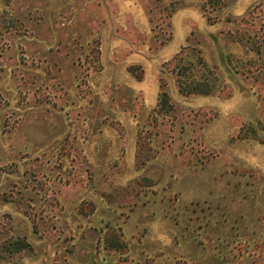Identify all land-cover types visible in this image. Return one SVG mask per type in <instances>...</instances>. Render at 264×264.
<instances>
[{"label":"rangeland","instance_id":"374dc122","mask_svg":"<svg viewBox=\"0 0 264 264\" xmlns=\"http://www.w3.org/2000/svg\"><path fill=\"white\" fill-rule=\"evenodd\" d=\"M261 68L264 0H0V264H264Z\"/></svg>","mask_w":264,"mask_h":264},{"label":"trees","instance_id":"16d2710c","mask_svg":"<svg viewBox=\"0 0 264 264\" xmlns=\"http://www.w3.org/2000/svg\"><path fill=\"white\" fill-rule=\"evenodd\" d=\"M261 71H263L264 72V68H261V70L259 71V73H261ZM257 74H258V71H257ZM257 79H259V77L257 76ZM261 80H263V82H264V77H263V79H261ZM166 102V100H164V103Z\"/></svg>","mask_w":264,"mask_h":264}]
</instances>
